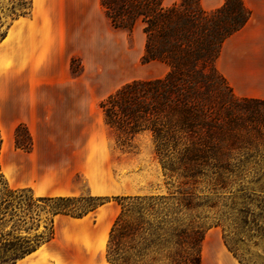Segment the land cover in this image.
Segmentation results:
<instances>
[{"label":"rangeland","instance_id":"obj_1","mask_svg":"<svg viewBox=\"0 0 264 264\" xmlns=\"http://www.w3.org/2000/svg\"><path fill=\"white\" fill-rule=\"evenodd\" d=\"M35 1L49 10L68 11L70 25L62 38L56 33L46 42L21 36L20 22ZM183 3L193 9L198 6L197 0ZM13 39L17 54L11 53L0 65V137L6 142L0 155V187L4 186L2 175L13 189L31 183L33 193H27L28 197L92 194L111 199L83 219L56 216L53 238L15 264H110L106 259L110 229L121 210L115 196L167 194L182 179L164 170L151 132L131 138L117 131L102 119L99 105L125 84L164 77L170 68L157 60L143 62L146 38L141 25L133 31L114 28L101 0H0V52ZM218 83L220 79L215 78L212 88ZM79 101L88 105L82 117L78 109L60 108ZM254 108L264 114V105ZM235 112L245 113L238 108ZM24 116L37 139L29 152L15 144V129ZM18 141L30 147L26 129L19 131ZM196 193L218 202L198 218L206 229L202 264H264V189L260 184L247 179L214 190L203 182ZM38 204L39 233L47 238L55 204L46 199ZM12 235L11 239L16 233Z\"/></svg>","mask_w":264,"mask_h":264},{"label":"trees","instance_id":"obj_2","mask_svg":"<svg viewBox=\"0 0 264 264\" xmlns=\"http://www.w3.org/2000/svg\"><path fill=\"white\" fill-rule=\"evenodd\" d=\"M164 1L101 0L114 28L133 31L142 26L143 62L157 60L170 67L164 77L132 81L103 100L105 122L131 138L151 132L164 170L182 179L167 194L115 196L121 210L110 229V264H202L206 229L198 218L218 202L197 194V185L204 182L220 190L248 179L264 189V114L254 110L264 99L237 96L216 66L224 41L246 24L250 10L243 0H225L211 11L200 0L196 9L185 0L172 6ZM215 78L220 83L212 88ZM22 128L31 141L28 149L18 141ZM15 144L32 149L23 123L15 129ZM2 145L1 136L0 155ZM1 180L0 264H15L49 242L56 216L81 219L111 201L92 194L28 197L31 188L13 189L2 175ZM42 199L55 204L47 238L39 233Z\"/></svg>","mask_w":264,"mask_h":264},{"label":"crops","instance_id":"obj_3","mask_svg":"<svg viewBox=\"0 0 264 264\" xmlns=\"http://www.w3.org/2000/svg\"><path fill=\"white\" fill-rule=\"evenodd\" d=\"M243 1L250 10V17L240 30L224 41L221 52L216 60V66L220 73L226 78L228 84L232 87L237 96L264 99V0ZM177 2H179V0H165L164 4L166 6H172ZM200 3L205 10L211 11L223 6L225 0H200ZM67 13L68 11L65 9L49 10V8L40 5L38 4V1H35V6L27 14L28 16L23 17L25 20L21 22L20 19L17 20L18 22L23 23L22 25L24 26L20 30L21 36L31 40L41 37L46 42H51L52 39L55 38L56 33L58 34L57 36L62 38L65 29L70 25ZM84 14H86V11ZM10 38V34H8L6 39ZM14 44L13 39L11 40V46H8L5 51H3L4 54L1 57L3 58V61L0 62V65L8 55H11V53L14 52V54H17L18 47L17 45L14 46ZM99 106L101 108V103ZM31 107L34 109L35 105H32ZM60 108L78 109L77 113L82 117V114L86 115L88 105L87 103L79 101L73 103V105L60 106ZM33 112L34 111L32 110L30 113L31 117H33ZM68 112L71 113V111ZM102 114V119L105 120L103 110ZM27 119L28 118L24 116L18 123H16L18 125L23 123L28 127L33 139L32 148H35L37 145V139L32 132L31 125ZM3 130L5 132L4 128ZM5 146L6 142L4 141L3 149ZM16 148L25 151L22 148ZM19 187L31 188L33 190V185L29 182L22 184ZM58 195L68 194L61 193Z\"/></svg>","mask_w":264,"mask_h":264},{"label":"bare ground","instance_id":"obj_4","mask_svg":"<svg viewBox=\"0 0 264 264\" xmlns=\"http://www.w3.org/2000/svg\"><path fill=\"white\" fill-rule=\"evenodd\" d=\"M3 54H4L3 52H0V62L3 61V58H1Z\"/></svg>","mask_w":264,"mask_h":264}]
</instances>
